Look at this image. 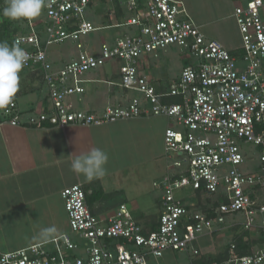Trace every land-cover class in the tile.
Segmentation results:
<instances>
[{"label": "built area", "instance_id": "2783aa9c", "mask_svg": "<svg viewBox=\"0 0 264 264\" xmlns=\"http://www.w3.org/2000/svg\"><path fill=\"white\" fill-rule=\"evenodd\" d=\"M109 1L44 0V20H18L7 44L28 53L22 71L41 74L49 103L41 111L21 110L13 98L0 109V121L22 127L100 125L153 114L176 122L178 128L165 129L164 146L177 156L169 173L154 183L161 193L158 224L144 228L125 203L99 216L84 188L73 184L62 189L61 197L74 240L64 232L45 242L0 249V264H162L159 259L169 249L187 252L186 264H264V0H236L233 13L242 41L236 55L207 37L179 0ZM106 2L109 22L96 25L88 12ZM114 3L124 13L121 22H114ZM6 6L7 0H0V7ZM110 27L123 29L110 42L101 41L97 51L83 41ZM65 41L74 43L76 53L58 66L49 51ZM169 46L186 50L194 60L158 90L141 72V60ZM107 62L118 64V86L136 94L99 112L75 109L70 98L85 91L84 75ZM171 97L177 100L170 102ZM244 143L257 148L258 172L241 169L253 158L243 153ZM186 190L223 199L203 210L184 202ZM236 224L257 232L251 239L260 244L249 253L197 260L200 251L193 242L200 234ZM230 246L232 251L235 246Z\"/></svg>", "mask_w": 264, "mask_h": 264}, {"label": "crops", "instance_id": "0c3cea01", "mask_svg": "<svg viewBox=\"0 0 264 264\" xmlns=\"http://www.w3.org/2000/svg\"><path fill=\"white\" fill-rule=\"evenodd\" d=\"M179 1L185 2L184 7L187 13V8L190 9L195 6V4H191L193 0ZM211 5H214L216 8V0H213ZM107 8L104 10L106 13ZM229 16L234 19V24H236V28L239 32L234 13L232 12ZM194 23L200 27V23L196 21H194ZM219 42L222 43L223 41ZM222 44L224 45V43ZM226 48L229 50L238 49ZM53 60L58 63V60ZM65 61H60L57 65ZM141 61L143 66H146L148 64V55L143 57ZM188 64L189 62L184 64V66ZM141 68L143 69L144 67ZM143 71L144 70H141V72L145 74ZM26 73L31 75L30 77H36L40 81L41 86L45 88L40 73L37 72V75ZM145 75L158 90L165 87V85L161 83L158 85L154 84L151 75L147 73ZM177 77L178 76L174 77L172 81ZM84 78L87 79V81L83 83L85 91L81 94L73 95L70 98L74 100L73 97H76V100L85 101L86 107L84 109L79 108L80 110L99 112L109 104H126V102L136 94L133 91L124 90L112 80H103V83H107L108 85L106 91L96 87L94 84L102 82V80L95 79L92 75V71L85 74ZM87 85H90V87H87ZM113 86H115L114 89L112 88ZM120 88L121 91L119 90ZM116 90L120 92L117 93ZM25 91L26 90L19 87L14 96L21 110L37 109V111H41L48 106L49 101L46 96L47 92L45 88V92L39 93L36 100L27 101L23 107H20L18 97ZM40 91H42V89H40ZM72 103L74 108L78 109L76 102L73 101ZM171 124L172 120L168 117L153 114L142 115L135 118L118 119L100 125L69 123L64 126L45 124L39 127H22L13 126L7 122L0 121V233H3L4 238L12 235V232L8 233L4 230L7 224H11L17 230H24L25 226L29 224V226L31 225L30 231L27 230L24 236L29 239V242L32 241L30 244H33L45 242L64 232H69L68 217L61 197V191L64 187L73 184H80L84 188L87 203L95 214L102 217L111 215L119 204L125 203L130 208L133 216L144 228H155L158 224L161 211L159 198L156 201V213L150 214V211H152L151 209L154 208L151 204L148 208L145 207L140 217L135 216L133 210L139 208L140 205H148L149 203L145 200V202L141 204L135 197L125 191L124 188L126 183L120 181V178L125 177V175L121 174V172L123 169L128 168L130 164L123 163L122 153L123 150L126 153H130L131 150L129 149L131 148L135 152V149H138L136 143L140 142L144 144L141 150L145 152V162L153 161L155 158H160L162 156L167 157L165 163H163L161 159L158 160V168L155 170L154 174L153 170H149L150 175L140 174V180L145 176V182L151 180V186L155 187L154 183L161 180L169 173L171 158L177 156L175 154H169L164 149V132ZM133 126H140L142 131L140 133L137 132L138 134L131 133L132 143L130 144L127 138L124 137L123 132L124 130L133 129ZM155 135L157 137L156 147L153 143L151 144V141L154 142ZM94 147L103 149L108 154L109 159L105 166V175L100 179L89 182L82 174L75 173L71 170V161L73 159V154H84ZM140 172H144V170ZM123 190L131 197L130 204L126 203V201H120L119 204L113 203L111 197L118 191ZM146 213L149 215L145 217ZM227 227H230V225ZM46 229H52L47 238L44 237V231ZM225 230L226 228L222 231H218L224 232ZM237 230L233 229L232 231L235 234ZM8 231H10V229ZM215 232L216 231L203 232L196 239L212 235ZM222 237L223 236L219 237V246L217 248L213 246L214 250L210 251L200 250L196 247L195 239L193 245L200 251L197 260L202 262L215 259L214 256L220 254L223 248L224 241L221 243ZM223 238L225 243L230 240L226 235ZM0 249L4 250L1 246ZM175 251L176 250L169 249L165 252V258L163 257L164 259H162L166 264H170V258L175 259ZM188 259L189 254L187 253L185 262H187Z\"/></svg>", "mask_w": 264, "mask_h": 264}, {"label": "rangeland", "instance_id": "374dc122", "mask_svg": "<svg viewBox=\"0 0 264 264\" xmlns=\"http://www.w3.org/2000/svg\"><path fill=\"white\" fill-rule=\"evenodd\" d=\"M109 2L97 3L92 8V10L88 12L90 17L92 18V21L96 25H102L100 24V20H105L106 23L109 22L108 17H105L107 13L104 12V10L107 7H110ZM211 3H213V0H198V1L193 0L191 4H195V6H193L190 9L187 8L191 19L196 21L197 23H200V29L207 37L217 39L218 41L221 42L223 41L222 43H224V45L230 49H237V48L239 49L240 45L242 44L241 34L238 32L236 28V24H234L233 21L234 19H232V17L229 16L233 12V9L236 4V0H216V4H217L215 5L217 6L216 8L214 7V5H211ZM183 5H185V2ZM33 19L44 20V15L41 12L39 16ZM121 20H123V17H117L114 20V22H118ZM122 29L123 28L121 27L99 28L96 31H93L88 35L84 36L83 41L86 42L88 46L92 47V49L95 52L97 51L101 41L110 42L115 37V35H117L119 32L122 31ZM75 53H76V49L74 43L71 41H65L61 44L53 45L50 48L49 58L50 60L56 59L58 60V62H60L70 59L72 55H74ZM146 55H148V64L146 66H143L142 64V67L144 68L143 69L141 68V70H144L143 72L145 74L147 73L148 75H151V79L153 80L154 84L158 85L161 83L162 85L165 86H168L170 82H172V79L178 76L184 64H187L188 62L190 63L192 60H194V58L190 54H188L186 50L177 46H169L166 49H159L157 51H153L152 53ZM25 74H27L25 71H21L19 74L20 75L19 87L21 89L26 90L18 97V102L20 107H23L25 102L27 101L36 100L39 93L45 92V88L41 86L40 81L36 77L35 78L30 77L31 75L27 74L28 75L27 76ZM92 75L95 79L102 80V82L99 83L97 82L94 85L96 87L102 88L105 91L107 90L108 85L107 83H103V80L104 81L112 80L113 82H115L116 85H118L120 81L118 64L115 62H107L106 64L99 67L95 71H92ZM87 87H90V85H87ZM114 87L115 86H113L112 88L114 89ZM40 89H42V91H40ZM119 90L121 91V88ZM119 90H116L117 93L120 92ZM73 99H74L73 101L76 102V106L78 107V109L79 108L84 109L86 107L84 100L82 101L76 100L77 99L76 97H73ZM171 126L175 128L179 127V125L174 121H172ZM141 131L142 129L140 126H133V129L131 128L129 130H124L123 135L124 137L127 138L128 142L131 144L132 143L131 133L136 134L137 132L140 133ZM152 143L154 144V146L157 144L156 135L154 136V142L151 141V144ZM143 145H144L143 143L137 142L136 146L138 147V149L134 148L135 152L132 148L129 149L131 150L130 153H126L123 150L122 161L124 164L129 163L131 166L129 165L128 168L123 169L121 174L125 175V177L120 178L121 182L126 183L124 189L127 193H130L139 202H141V204L145 202V200H147L149 203L148 205L146 204H143L142 206L140 205L139 208L133 210L135 216H139V217L144 212L145 207L148 208L152 204V206L155 208L156 201L158 198L160 199V195H161L160 191L157 188L151 186L152 185L151 180H147L145 182V178H146L145 176H144L145 178L143 177V179L140 180L141 179L140 174L142 175L149 174L150 172L149 170H153V174H154L155 170L158 168V162H159L158 160L161 159L162 162L165 163L167 159L166 156H162L160 158H155V160L153 161L145 162L146 155L144 154L145 152L141 150L143 148ZM242 151L246 155L252 156L253 158L246 159L244 166L241 165V169L243 171L251 170L258 172L260 168V161L256 153L257 148L251 143H244L242 144ZM142 170H144V172H140ZM123 191H118L117 193H115L114 196L111 197L113 203L119 204L120 201H126V203L130 204L131 197L125 191L124 192ZM192 194L193 193L188 190L182 192L181 196L184 197V202L186 204H192L194 202ZM154 208L151 209L152 211H150V214L157 212V208L155 209ZM148 215L149 214L146 213L145 217ZM235 217H236L235 220L236 219L238 221L241 220L240 214H237ZM30 226L28 224L25 226L24 230L22 229L17 230L11 224H7V226L4 227V230L8 233L12 232V235L4 238L3 233H0V246L4 250H11L32 243V241L29 242V239L24 236V233L27 232V230L30 231ZM9 229L10 231H8ZM232 230L233 229H230V227H226V230L224 232L216 231L212 235L200 237L199 239H196L195 245L200 250L201 249L206 251L214 250L213 248L214 247L217 248L220 244L219 241L220 236L224 237L226 235L228 239L232 238L234 234ZM69 233L72 239L74 240L75 234L71 230H69ZM252 236L253 239H256L257 232L250 233V238ZM223 237L221 238V243L223 241L225 242ZM174 255L176 257L175 259L170 258V264H186L185 262L187 258L186 252L175 251ZM163 259H159V261L162 264L163 263L166 264Z\"/></svg>", "mask_w": 264, "mask_h": 264}, {"label": "clouds", "instance_id": "9594fccd", "mask_svg": "<svg viewBox=\"0 0 264 264\" xmlns=\"http://www.w3.org/2000/svg\"><path fill=\"white\" fill-rule=\"evenodd\" d=\"M44 0H7L3 14L12 20L33 19L41 14ZM29 59L28 53L17 45L0 42V109L8 106L19 88L20 72ZM108 154L94 147L89 152L73 154L71 170L87 181L102 178L106 173ZM52 229L44 231L47 238Z\"/></svg>", "mask_w": 264, "mask_h": 264}, {"label": "trees", "instance_id": "16d2710c", "mask_svg": "<svg viewBox=\"0 0 264 264\" xmlns=\"http://www.w3.org/2000/svg\"><path fill=\"white\" fill-rule=\"evenodd\" d=\"M101 2H104L105 0H100ZM114 8L116 9L115 17H123L124 13L119 8V6L114 3ZM105 17H108L106 14ZM25 19H23L24 21ZM21 21V20H20ZM105 22V20H102ZM122 21V20H121ZM118 21V22H121ZM18 20H12L6 17L3 14V8L0 7V42H8L10 39L14 36V34L17 31V27L15 26L17 24ZM232 54H238L239 51L237 50H230ZM46 88V87H45ZM47 92V90H46ZM48 97V94L46 95ZM170 102H175L177 100L176 97L168 98ZM193 201L194 204L197 207H200L203 210H206L209 208V206H215L219 203V201H222V197L219 196H213L209 193L201 192L200 190H196L193 192ZM67 214V213H66ZM241 228V229H239ZM154 229V228H152ZM230 229H238L237 232L233 235V237L230 239L229 243H223V248L220 254L214 256L215 259H223L225 257H228L231 252H234L235 255H241L245 253H249L252 249V247L257 246L260 244V241L253 240L250 238V231L244 230L240 225H232L230 226ZM234 244L235 248L230 251V244ZM205 262H209L208 260Z\"/></svg>", "mask_w": 264, "mask_h": 264}]
</instances>
